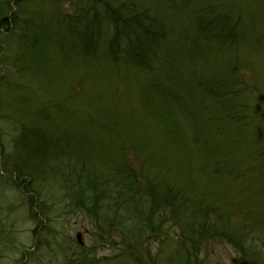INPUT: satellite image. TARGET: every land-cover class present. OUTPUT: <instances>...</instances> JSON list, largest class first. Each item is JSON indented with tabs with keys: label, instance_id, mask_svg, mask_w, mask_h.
<instances>
[{
	"label": "trees",
	"instance_id": "1",
	"mask_svg": "<svg viewBox=\"0 0 264 264\" xmlns=\"http://www.w3.org/2000/svg\"><path fill=\"white\" fill-rule=\"evenodd\" d=\"M236 1L13 0V6L8 0L0 28L13 36L19 25V37L30 44L28 62L37 68L32 78L38 85L48 76L37 96L19 82L47 103L0 141L1 154L10 146L20 159L4 166L15 176L11 184L29 193L31 208L37 205L33 220L48 219L42 194L54 193L53 207L88 213L126 241L142 235L144 220L165 218L180 233L179 263L198 264L200 243L218 238L232 246L238 264H256V241L246 230L264 231V84L246 89L231 75L242 64L236 49L247 44V27L228 13ZM27 9L33 15L23 14ZM11 43H4L7 49ZM222 50L220 64L230 69L219 76L213 59ZM69 62L99 73L98 66L117 79L118 105L106 91L87 96L89 113L81 119L64 102L60 109L58 70ZM95 72L86 70L85 77L94 79ZM128 87L138 90L135 105L124 99ZM56 153L67 156L62 167L37 183ZM5 204L0 197V213ZM45 227L50 258H69L63 235ZM78 259L74 264H88L85 253Z\"/></svg>",
	"mask_w": 264,
	"mask_h": 264
},
{
	"label": "rangeland",
	"instance_id": "2",
	"mask_svg": "<svg viewBox=\"0 0 264 264\" xmlns=\"http://www.w3.org/2000/svg\"><path fill=\"white\" fill-rule=\"evenodd\" d=\"M13 0H11L12 2ZM200 1V0H199ZM249 0H237L238 3L237 9L228 10L230 16L239 17L241 27H247L244 44L240 48L236 49V58L237 63H242L239 65L238 70H235V73H232L233 78L236 80V83L239 87H245L249 89L252 85L254 86L259 84H264V0H251L252 6L248 7ZM8 0H0V11L4 12L6 3ZM52 4V2H51ZM50 6V5H49ZM48 6V8H49ZM227 8H230L229 6ZM232 9V8H231ZM259 12L255 13L256 10ZM15 10V8H14ZM25 15H33L31 12H23ZM31 17V16H29ZM27 17V18H29ZM257 18L259 21H257ZM254 27H252V24ZM17 25L16 32L13 36L6 33L5 29L0 28V141H7V136L10 131L13 130V127H18L19 122H25L31 115L36 114L38 108L42 106V103L32 96H37L39 89L42 86V81H46V77L42 78L37 85L36 79H33V74L37 72V68L29 64L28 61H33L31 53L26 50L29 49L30 44H26L19 37V28ZM22 41L23 43L19 42ZM12 42L9 45V49L6 48L2 43ZM18 42V43H16ZM21 43V50L17 47ZM218 48H216L217 51ZM221 49V48H220ZM23 53V61H21V52ZM183 48H179V51ZM19 51V54H18ZM235 53V52H233ZM231 53V54H233ZM230 55V51H229ZM223 57V50L217 53V56L213 61L218 65L217 75L221 76L222 72L224 74L228 73L230 68L225 67L221 62ZM215 63L211 65L214 66ZM27 68V69H26ZM100 72H95V67H90V65H85L83 63L74 64L69 62L66 68L63 67V70H58L59 75L63 77L59 80L58 89L62 90L63 97H59L58 101L61 102L62 109L63 105L66 107L71 114L76 116L77 119L83 117L84 112L88 110V103L85 104L86 98H94L97 95L103 97L106 91L112 93L111 100H114V104L118 105L116 95L118 91L122 89V84H119L117 79L110 80L109 73L104 72L98 66H96ZM86 70L91 74L98 73L97 77L94 79H88L89 74H86ZM37 76V75H35ZM86 76V77H85ZM111 78V77H110ZM16 83L14 85L12 82ZM50 84L52 88L56 87V82L52 78ZM22 83L24 86H28V93L34 92V95L30 96L22 91L23 86L19 84ZM54 82V83H53ZM117 82V84H116ZM116 84V85H115ZM115 85V86H114ZM15 86V89H12ZM49 86V85H48ZM48 86L44 87L47 88ZM20 89V90H18ZM37 89V90H36ZM124 95V99L132 105H135V102H139V98L136 100V94L138 97V90L131 89L128 87L127 92ZM110 97V96H109ZM107 98V97H106ZM104 99V98H103ZM43 102H46L44 100ZM121 102V101H120ZM161 108H165V103ZM159 106V105H157ZM102 113V112H100ZM158 114V113H157ZM58 121H65L64 118L58 119ZM58 157L52 161H49V165L46 166L44 171V176L42 179L38 180L37 183L42 182L44 179H49L54 172L62 167V159H67L66 155H62L61 158L58 153ZM2 162H6V166L10 165L9 161L14 163H19L20 159L17 154L9 148L3 156L0 158ZM8 180L11 177L7 174H4ZM36 183V184H37ZM50 183V182H49ZM46 184V191L52 192L54 188L52 184ZM4 186H0L1 198H5L7 201V208L15 211V214L3 216L0 214V238L5 234L12 232L13 236L11 238L12 242L7 249H4V246L0 245V264H74L78 259L79 250L76 244L68 246V249H72L73 253L69 255V258H65L64 261L60 260L59 256L56 253L51 255L53 261L51 262L49 258L43 256L44 248L47 242H45V235L48 230L46 227L42 230L41 225L48 226L49 229L58 230L62 233L63 237H72L73 243L75 234L78 231H81V240L82 244L80 252L85 253L88 264L90 261L93 264H182L179 261L175 260V245L179 240H175L180 236V233L170 227V223L164 218L161 221L156 219H146L143 222L139 223L142 235L136 237L131 241H126L119 230L114 227H109L106 224L101 227L95 225L92 217H89V214H81L80 211L69 212V210L64 208V205H53L51 203L56 196L54 193L47 196L45 193L42 195L45 196L43 204V213L46 214L48 219L45 220L44 217L39 221L31 220L30 218L33 215V211L28 208L22 207L21 204H15V201H21L25 203L28 201L30 196L27 193L21 183H11L9 181L5 182ZM19 189V191L17 190ZM20 192V193H19ZM22 192V193H21ZM52 198V199H51ZM41 199V198H40ZM42 200V199H41ZM10 203V204H8ZM15 204V205H12ZM37 206V205H36ZM35 206V207H36ZM19 207V208H18ZM3 210L6 209L5 206L2 207ZM37 214V210H35ZM46 217V216H45ZM41 223V225H40ZM114 224V223H113ZM11 225L13 228H10ZM37 230L34 232L33 229ZM40 226V227H38ZM86 227V230L83 228ZM251 230H246V233L249 239H254L256 241L257 251L259 252V257L256 259V264H264V248L258 246L262 245V239L264 241V231H255L252 228ZM253 230V231H252ZM84 232H87L85 234ZM262 232V233H261ZM36 239H33L35 237ZM63 241H65V239ZM129 238V237H128ZM9 239V237H7ZM30 239L32 243L30 242ZM61 240L59 239L58 242ZM253 242V243H254ZM26 245L27 248L23 253L21 246ZM55 245V244H51ZM49 245H46L48 247ZM10 248H13L14 251H9ZM34 252V253H32ZM43 256V257H42ZM62 257V256H61ZM73 259V260H72ZM72 260V261H71ZM236 260H238L236 262ZM71 261V262H70ZM239 258L235 250L228 243H223V241H218V238L212 239L209 238L203 243H200L199 250V263L198 264H238Z\"/></svg>",
	"mask_w": 264,
	"mask_h": 264
},
{
	"label": "bare ground",
	"instance_id": "3",
	"mask_svg": "<svg viewBox=\"0 0 264 264\" xmlns=\"http://www.w3.org/2000/svg\"><path fill=\"white\" fill-rule=\"evenodd\" d=\"M40 94V93H39ZM45 95V94H44ZM40 103L41 102H43V101H39ZM48 108H45V110H47ZM40 112V108H38V111H37V113H39ZM39 115V114H38ZM110 127H112V126H110Z\"/></svg>",
	"mask_w": 264,
	"mask_h": 264
}]
</instances>
